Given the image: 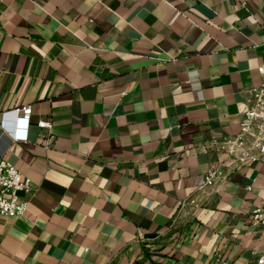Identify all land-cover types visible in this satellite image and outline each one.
Returning <instances> with one entry per match:
<instances>
[{"label": "crops", "instance_id": "obj_1", "mask_svg": "<svg viewBox=\"0 0 264 264\" xmlns=\"http://www.w3.org/2000/svg\"><path fill=\"white\" fill-rule=\"evenodd\" d=\"M263 62L264 0H0V158L32 181L0 214V264H258L264 155L215 143Z\"/></svg>", "mask_w": 264, "mask_h": 264}, {"label": "built area", "instance_id": "obj_2", "mask_svg": "<svg viewBox=\"0 0 264 264\" xmlns=\"http://www.w3.org/2000/svg\"><path fill=\"white\" fill-rule=\"evenodd\" d=\"M260 81L248 88L250 104L244 111L239 124V132L230 138H224L215 143L216 147L225 151L239 163L258 162L264 155V62L257 68ZM32 106L25 104L13 108L5 114H11L16 122V128L10 132L13 141H26ZM36 125L44 130L45 146L53 144L54 135L51 133L52 123L47 120H38ZM222 164H210L203 178V187L214 188L225 178ZM251 189L250 186L247 187ZM32 191V181L25 177L17 167L5 158H0V214L6 216L21 215L28 207L27 195ZM251 218L254 224L264 225V204L252 208ZM257 263L264 264V250H255ZM221 264H227L222 260Z\"/></svg>", "mask_w": 264, "mask_h": 264}]
</instances>
